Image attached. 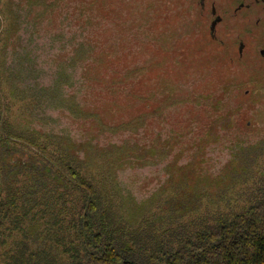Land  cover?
Masks as SVG:
<instances>
[{
	"label": "rangeland",
	"instance_id": "rangeland-1",
	"mask_svg": "<svg viewBox=\"0 0 264 264\" xmlns=\"http://www.w3.org/2000/svg\"><path fill=\"white\" fill-rule=\"evenodd\" d=\"M191 8L185 0H0V112L19 136L0 143L2 188H24L25 206L50 197L41 207L55 214L62 180L46 175L44 162L39 172L14 165L44 146L43 156L99 184L126 230L140 226L152 246L176 247V236H195L190 225L235 213L264 186V29L229 23L220 43L209 16ZM5 239L0 251L21 237Z\"/></svg>",
	"mask_w": 264,
	"mask_h": 264
},
{
	"label": "trees",
	"instance_id": "trees-1",
	"mask_svg": "<svg viewBox=\"0 0 264 264\" xmlns=\"http://www.w3.org/2000/svg\"><path fill=\"white\" fill-rule=\"evenodd\" d=\"M4 110L0 88V111ZM1 112L0 143H14L19 136ZM32 142L30 145L37 147ZM39 149L46 151L44 146ZM40 152L37 159L11 164L39 172L37 167L44 162L43 172L62 180L67 188L59 194L63 205L47 217L49 210L42 207H47L52 198L48 197L50 202L42 200L46 204L25 206L24 188L0 185V248L7 245V235L18 233L21 237L0 251V264H264V186L246 195V200L236 202L240 208L235 213L229 209L228 215L219 220L190 225L195 236H176V247L160 240L152 246L149 236L142 239L141 235H147H140V226L137 231L126 230L127 225L118 223L113 205L97 182L82 175L75 166L55 159L52 153L45 157ZM42 228L46 234L43 244L32 249L33 236Z\"/></svg>",
	"mask_w": 264,
	"mask_h": 264
},
{
	"label": "flooded vegetation",
	"instance_id": "flooded-vegetation-1",
	"mask_svg": "<svg viewBox=\"0 0 264 264\" xmlns=\"http://www.w3.org/2000/svg\"><path fill=\"white\" fill-rule=\"evenodd\" d=\"M191 5V9L200 17L208 15V27L210 37L214 41L223 43L220 31L227 28L229 23L240 26L249 25L254 28L264 29V0H185ZM252 27H248V29ZM250 29V30H251ZM212 30V32H211ZM264 37V30L262 33ZM238 54L242 55L245 43L243 39L237 40ZM264 49L259 54L264 58Z\"/></svg>",
	"mask_w": 264,
	"mask_h": 264
},
{
	"label": "water",
	"instance_id": "water-1",
	"mask_svg": "<svg viewBox=\"0 0 264 264\" xmlns=\"http://www.w3.org/2000/svg\"><path fill=\"white\" fill-rule=\"evenodd\" d=\"M211 32H212V30H211ZM262 54H264V52H262Z\"/></svg>",
	"mask_w": 264,
	"mask_h": 264
}]
</instances>
